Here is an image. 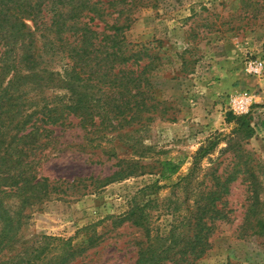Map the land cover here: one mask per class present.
Listing matches in <instances>:
<instances>
[{"label":"rangeland","instance_id":"374dc122","mask_svg":"<svg viewBox=\"0 0 264 264\" xmlns=\"http://www.w3.org/2000/svg\"><path fill=\"white\" fill-rule=\"evenodd\" d=\"M146 6L137 7L124 36L157 55L150 73L157 101L151 120L145 127L109 128L103 138L101 127L84 128L73 117L64 126L49 127L46 147L27 163H33L37 179H48L58 191L25 211L22 234L71 238L77 247L95 233L97 245L73 264H134L141 232L129 222L114 225V219L149 198L152 228L158 235L167 231L192 203L183 186L174 185L190 172L195 153L215 134L230 135L236 120L245 117L252 137H226L201 165L205 173L217 168L227 175L237 160H254L258 203L246 176L239 175L225 197L228 220L214 223L211 248L194 264H264V75L251 76L245 68L250 59L264 60V0H155ZM63 62L57 57L48 65L62 74ZM231 75L243 91L212 93ZM244 95L250 110L235 116L227 101ZM44 98L69 102L64 90H49ZM239 144L243 151L235 157ZM168 160L182 166L161 180L159 163ZM118 171L123 174L115 176ZM102 180L105 186L98 183Z\"/></svg>","mask_w":264,"mask_h":264},{"label":"trees","instance_id":"16d2710c","mask_svg":"<svg viewBox=\"0 0 264 264\" xmlns=\"http://www.w3.org/2000/svg\"><path fill=\"white\" fill-rule=\"evenodd\" d=\"M146 1L0 0V264H73L97 245L95 233L77 247L71 238L27 239L22 234L25 211L58 191L48 179H37L27 160L46 147L49 127L64 126L71 117L84 128L101 127V138L109 128L116 131L134 123L145 127L151 120L157 101L150 73L157 55L124 36L137 7L155 0ZM57 57L64 60L62 74L48 65ZM49 90H64L69 102H49L44 98ZM252 135L242 117L230 135L217 133L198 149L190 172L174 185L183 186L192 203L161 235L152 228L153 199L134 203L114 219V225L129 222L141 232L134 264H194L202 258L211 248L214 223L228 220L225 197L239 175L246 176L258 203L250 165L254 160H237L227 175L218 174L217 168L205 173L201 165L226 137L247 140ZM233 149L235 157L243 151L240 144ZM181 166L175 160L162 161L157 173L168 180Z\"/></svg>","mask_w":264,"mask_h":264},{"label":"built area","instance_id":"2783aa9c","mask_svg":"<svg viewBox=\"0 0 264 264\" xmlns=\"http://www.w3.org/2000/svg\"><path fill=\"white\" fill-rule=\"evenodd\" d=\"M246 72L254 77L264 75V60L260 58L250 59L245 63ZM250 98L248 96H231L227 101L228 110L235 116L245 115L250 110Z\"/></svg>","mask_w":264,"mask_h":264},{"label":"crops","instance_id":"0c3cea01","mask_svg":"<svg viewBox=\"0 0 264 264\" xmlns=\"http://www.w3.org/2000/svg\"><path fill=\"white\" fill-rule=\"evenodd\" d=\"M233 78H234V75H231L229 78L222 80L220 84H218L215 87V90H213L212 93H216V95H220L224 93H233V92L236 93V92L243 91L244 86H242V84H235L234 83L235 80H233Z\"/></svg>","mask_w":264,"mask_h":264}]
</instances>
